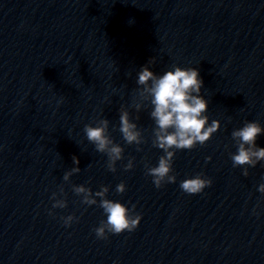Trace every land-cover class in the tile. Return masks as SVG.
Wrapping results in <instances>:
<instances>
[{
	"label": "clouds",
	"instance_id": "9594fccd",
	"mask_svg": "<svg viewBox=\"0 0 264 264\" xmlns=\"http://www.w3.org/2000/svg\"><path fill=\"white\" fill-rule=\"evenodd\" d=\"M155 63V58L150 59L137 74L136 83L141 87L137 90L139 100L134 107L139 112L144 101H148L152 106L149 114L155 124L152 144L153 147L163 150L164 155L159 158L157 166L145 164V174L152 177V183L159 189L164 184L176 182L173 171L176 151L191 150L197 144L204 145L220 129L221 124L219 120H212L209 124V117L205 115L208 111V101L201 95L203 80L197 68L174 66L173 70L158 76L150 70V65ZM119 121V131L124 141L129 145H137V151H141L139 146L144 143L142 133L137 124L130 120L129 112L123 107L120 110ZM94 123L95 126L92 124L84 126L86 138L95 145L97 152L107 155V169L115 173L116 162L124 158V149L110 137L108 119H99ZM262 133L264 128L259 122L248 121L243 127L231 133L237 146V152L230 154L233 167H243L242 175L245 177L249 174L248 167L245 166L255 167L258 162L264 161V148L256 145V139ZM206 159L210 160L211 157ZM72 160L74 166L63 175L65 182H68L73 174L81 172L78 167L79 159L73 156ZM132 168L133 161L129 159L124 165V170L128 171ZM211 184L210 178L197 174L193 178L181 181L180 188L189 195H195L203 192ZM257 190L264 194V183L260 184ZM72 191L82 197V204L98 205L106 215V220H102L94 229L97 238L106 239L108 233L118 235L125 231L132 232L139 226L142 216L135 212V205H132L130 209L124 203L108 199V186L102 185L100 190L93 192L91 188L84 185H73ZM115 191L117 194H123L126 191V184L119 183ZM64 195L63 186H60L59 193H52L53 209L67 207L66 199L58 198ZM49 214L53 213L50 211ZM61 219L65 227H70L78 218L75 215H68Z\"/></svg>",
	"mask_w": 264,
	"mask_h": 264
}]
</instances>
